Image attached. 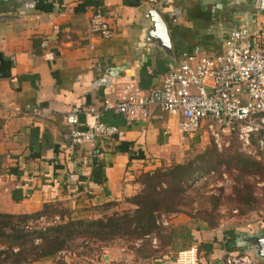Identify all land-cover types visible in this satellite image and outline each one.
<instances>
[{
    "label": "crops",
    "instance_id": "obj_1",
    "mask_svg": "<svg viewBox=\"0 0 264 264\" xmlns=\"http://www.w3.org/2000/svg\"><path fill=\"white\" fill-rule=\"evenodd\" d=\"M160 1L156 10L174 29L173 45L181 39L176 28L180 24L190 29V48L202 46L210 52L220 47V36L198 37L193 22L208 31L225 23V17L214 18L223 0ZM146 7L140 0H0V213L31 214L44 204L58 203L69 213L85 215L93 207L138 193L140 173L182 160L192 140L169 139L163 133L169 115L157 108L138 122L104 113L102 122L116 126V134L94 147L70 146V129L94 123L90 109L113 98L126 80L144 91L159 85L181 52L173 47L171 60L162 61L142 44ZM96 10L112 26L109 39L88 33ZM173 217L168 233L192 235L190 243L198 244L205 264L215 262L223 250L254 256L244 229L221 224L211 230L183 214ZM102 249L101 260L90 264H174L179 251L167 245L162 255L149 260L116 241ZM49 258L28 264H52Z\"/></svg>",
    "mask_w": 264,
    "mask_h": 264
},
{
    "label": "built area",
    "instance_id": "obj_2",
    "mask_svg": "<svg viewBox=\"0 0 264 264\" xmlns=\"http://www.w3.org/2000/svg\"><path fill=\"white\" fill-rule=\"evenodd\" d=\"M140 1L155 9L161 6L160 0ZM87 30L100 39H109L113 33L101 10L92 13ZM218 30L219 53L210 51L208 56L200 55L199 46L180 52L168 65L159 85L147 91L132 80L121 83L113 98L90 109L94 118L91 126L70 129V146L94 147L97 142L116 134V126L102 122L104 113L138 122L147 120L150 110L157 108L169 115L170 122L163 132L169 139L183 140L202 131L220 150L227 147L234 136L241 150L256 152L264 160V16L230 18L219 23ZM30 110L39 114L34 108ZM262 223L264 225V217ZM174 264H200L198 244L177 251ZM210 264L264 262L242 251L223 250Z\"/></svg>",
    "mask_w": 264,
    "mask_h": 264
},
{
    "label": "trees",
    "instance_id": "obj_3",
    "mask_svg": "<svg viewBox=\"0 0 264 264\" xmlns=\"http://www.w3.org/2000/svg\"><path fill=\"white\" fill-rule=\"evenodd\" d=\"M206 136L211 141V145L203 151L194 154L188 158L191 153V145L198 137ZM192 143L190 147L184 151V156L180 162L172 159L167 164H162L151 172L140 173L136 181L141 186L138 193L133 196L124 198L131 208L122 213L113 212L111 215L94 220H69L62 225L49 228L54 232L53 235H45L39 230H34L31 238L24 239L26 233L24 226L29 220H35L45 214V211L51 206L44 204L40 211L31 214H4L0 213V236L8 235L12 239H20L24 244L26 241L31 244L29 251L34 254L33 259H28L25 249H18L13 252L11 249H0V264H28L37 261L40 258L56 255L57 252L67 248L68 241L76 235H85L96 238L98 241L113 243L116 239L128 238L129 240H142L146 237H155L159 241L158 249L162 255V250L171 245L172 250H182L190 246L192 235L188 236H172L169 233L161 234V225L159 218L162 215H172L175 213H184L183 208L190 203V195L186 194L185 183L197 180L204 174L213 172L222 165L238 166L240 170L247 171V168H258L260 164L252 160L251 157L240 151H233L231 142L237 143L234 136H231L229 145L219 150L215 146L213 139L204 132L197 133L187 137ZM194 140V141H193ZM189 143V144H190ZM238 144V143H237ZM252 146L255 148L254 142ZM186 157V159H184ZM240 193V198L245 200L247 205L254 202L251 190H245ZM116 202H106L98 208H108L115 205ZM216 206H214L215 208ZM250 206L245 211L250 210ZM202 221L207 225L208 229L217 228L218 224L214 223L210 218H204ZM84 226L87 230L76 232L73 226ZM9 232V233H6ZM172 236V237H171ZM40 238V245H33V239ZM143 244V243H142ZM146 246V245H145ZM144 245L134 248L132 245L127 248L140 258L148 259L150 254L142 252ZM162 252V253H161ZM199 253H201L199 251ZM208 263L200 258V264Z\"/></svg>",
    "mask_w": 264,
    "mask_h": 264
},
{
    "label": "rangeland",
    "instance_id": "obj_4",
    "mask_svg": "<svg viewBox=\"0 0 264 264\" xmlns=\"http://www.w3.org/2000/svg\"><path fill=\"white\" fill-rule=\"evenodd\" d=\"M251 2L250 8L254 10L257 8L256 0H249ZM142 3V1H141ZM232 3L228 0H223V5H221V13L218 11L215 12V20L224 19V11L226 8L224 6H229ZM233 4V3H232ZM146 6V5H145ZM224 12V13H223ZM165 19V18H164ZM228 18L223 20L227 21ZM168 26V35L171 42V50L163 46L160 42L154 44L151 43L150 47L158 54L159 60L167 61L172 58L173 47L176 51H190L192 48L189 47L187 42V35H189L190 29L185 28L179 24L176 27L178 30V36L181 38L180 41L173 45L174 38V29L166 20ZM89 22V21H88ZM199 21H194L193 26L195 29L196 35L198 37L210 33L212 37H219L218 27L212 26L210 30H203L201 26L198 25ZM184 36V37H183ZM148 47V46H147ZM149 48V47H148ZM186 48V49H185ZM214 50L211 49L213 53H219L221 51L220 47ZM205 48L200 46V55H210ZM211 141L205 136L198 137L195 142L191 145V153H189L188 158H191L194 154L203 151L206 147L211 145ZM233 151H240L245 155L252 158V160L257 161L260 166L258 168H247L249 172L240 170L238 166L231 165L228 167L226 164L219 166L213 172L207 173L199 177L197 180L189 181L185 183L184 187L186 189V194L190 195V203L183 208V215L191 217L193 222L202 221L204 218H210L214 223L218 224L217 228L220 225H229L244 229L241 235L248 237L256 227L264 226L262 219L264 217V160L255 153H247L246 151L241 150L240 146L231 142ZM254 148V147H253ZM224 149L221 147L220 150ZM252 152V151H251ZM186 159V157L184 158ZM251 190L254 202L250 203V210L244 212V210L249 207L245 200L240 198V193L242 191L238 190ZM51 206L45 211V214L38 219L29 220L28 223L24 226V232L26 235L24 239H29L32 236L34 230H39L45 235H53L54 232L49 231V228L55 227L57 225H62L69 220H94L98 218H103L105 216L111 215L113 212L122 213L123 211L129 210L131 206L124 200L115 203L108 208H98L93 207L88 210V213L85 215H75L69 213L66 208L62 207L58 203L50 204ZM214 206H216L214 208ZM182 214L175 213L172 215H162L159 218V223L162 226L160 231L161 234L168 233L169 224L168 221L175 219L174 215ZM176 217V216H175ZM178 219V218H177ZM207 226V225H206ZM246 226V228H245ZM76 232H83L87 229L84 226H73L72 227ZM264 230V227H261ZM216 229V228H215ZM261 229V230H262ZM241 230V231H242ZM9 233V232H6ZM239 234V235H240ZM244 236V237H245ZM155 237H146L144 241L142 240H129L128 238L116 239V242L119 244L130 246L134 248L139 247L140 245H146L145 248H142V252L145 254H150L151 256L148 259H153L158 256L160 252L158 249L159 241L155 242ZM20 239H12L8 235L0 236V249H11L15 252L18 249H25L28 254V259H33L34 254L29 251L31 244L25 242L23 245L20 244ZM40 238L33 239V245H40ZM143 243V244H142ZM234 243V242H233ZM233 243H228L231 248H234ZM110 243L105 241H98L96 238L85 235H76L72 237L68 243L67 248L63 251H59L54 256H49V260L52 264H90L91 260H101L100 258L103 255V247L107 246ZM137 244V245H136ZM219 244V243H218ZM164 250V249H163ZM236 250V249H235ZM252 259L264 262V257L261 256L259 259L255 256L250 255ZM31 263V262H29ZM8 264V263H7Z\"/></svg>",
    "mask_w": 264,
    "mask_h": 264
},
{
    "label": "water",
    "instance_id": "obj_5",
    "mask_svg": "<svg viewBox=\"0 0 264 264\" xmlns=\"http://www.w3.org/2000/svg\"><path fill=\"white\" fill-rule=\"evenodd\" d=\"M232 3L229 6H224L225 12L231 13L230 18L249 19L253 16H264V0H256L257 8L251 10V2L249 0H228ZM146 15L148 24L143 30L140 41L142 44H156L160 42L163 46L171 50V42L168 35V26L163 15L155 8L146 7ZM155 47V45H154ZM157 47V46H156ZM155 47V48H156ZM248 242L251 243L249 250H254L256 258L264 257V230L250 233L247 237Z\"/></svg>",
    "mask_w": 264,
    "mask_h": 264
},
{
    "label": "flooded vegetation",
    "instance_id": "obj_6",
    "mask_svg": "<svg viewBox=\"0 0 264 264\" xmlns=\"http://www.w3.org/2000/svg\"><path fill=\"white\" fill-rule=\"evenodd\" d=\"M221 11V10H220ZM225 12V11H224ZM223 12V13H224ZM221 13V12H220ZM231 16V13L230 12H228V11H226L225 13H224V17L225 18H228V17H230Z\"/></svg>",
    "mask_w": 264,
    "mask_h": 264
}]
</instances>
